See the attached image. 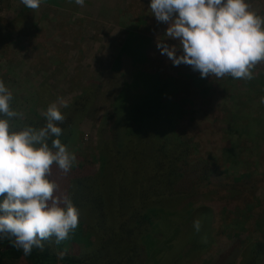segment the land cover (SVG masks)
Wrapping results in <instances>:
<instances>
[{
  "label": "rangeland",
  "instance_id": "1",
  "mask_svg": "<svg viewBox=\"0 0 264 264\" xmlns=\"http://www.w3.org/2000/svg\"><path fill=\"white\" fill-rule=\"evenodd\" d=\"M249 2L254 11L264 16V0ZM73 3L74 8L70 5L59 10L42 2L38 9L32 10L21 0L2 1L0 79L13 94L11 107L23 113L17 119L32 113L43 115L48 105L58 98L68 103L83 88L94 85V104L79 127L75 147L68 148L76 155L75 164L84 160L97 169L98 126L123 86L130 84L139 72L177 79L182 84L181 93L172 97L184 109L182 125L187 126L185 130L191 140V160L202 159L210 165V181L198 189L210 193V199L193 205L190 222L177 219L171 224L170 215L160 214L152 235L138 246L141 263L151 262L163 245L166 252L171 250L167 253L169 256L183 248L180 258H184L189 246L183 247L174 232L179 230L181 234L182 226L189 227L200 206L207 204L212 206L210 226L214 228V242L188 264H198L225 246L235 232H242L244 244L262 241L264 80L255 85L256 89H251L244 79L230 76L217 79L211 75L202 78L189 65H174L157 47V40L164 37L168 25L152 15L151 0H85L83 6L75 0ZM130 33L150 38V49L141 62H134L132 57L121 53V46ZM164 42L169 46L179 44L176 39ZM124 47L131 49L130 44ZM181 54L182 49H178L177 55ZM253 71L264 72V62L257 64ZM190 76L201 80V83L197 81L199 87L193 85ZM258 119L262 121L260 125ZM247 174V180H239ZM4 264L26 262L5 261Z\"/></svg>",
  "mask_w": 264,
  "mask_h": 264
},
{
  "label": "trees",
  "instance_id": "2",
  "mask_svg": "<svg viewBox=\"0 0 264 264\" xmlns=\"http://www.w3.org/2000/svg\"><path fill=\"white\" fill-rule=\"evenodd\" d=\"M42 2L59 10L70 5L74 8L73 0ZM150 42V38L130 33L123 45L130 44L131 49L125 50L127 47L122 45L121 53L141 62ZM254 76L245 80L251 89L263 82L264 72ZM190 79L194 86L197 81L201 83L199 78ZM94 87L83 88L67 107H61L65 121L58 124L63 130L59 139L67 147H75L78 141L79 127L96 99ZM181 89L177 79L156 78L143 72L125 84L98 126V168L83 160L62 176L53 167V178L80 211L79 225L71 238L59 245L45 243L43 250L34 248L27 256L13 246L11 239H0V264L18 260L26 264H142L138 246L152 235L160 214L170 215L171 224L177 219L190 222L193 205L210 199V193L198 189L210 181L212 171L205 160H191V140L187 126L182 125L184 109L172 97ZM257 122L262 123L260 119ZM14 123L16 130L25 124L39 128L46 124V117L32 113ZM248 177L243 175L239 180L244 182ZM207 205L200 206L195 214L201 221L199 232L193 227L194 221L189 227L182 226L181 234L179 230L174 232L183 247L189 246L184 258H180L183 248L169 256L171 250L166 252L163 245L147 264H188L205 253L214 242L212 206ZM64 250L67 254L57 259V252ZM198 264H264V237L244 244L242 232H235L225 246Z\"/></svg>",
  "mask_w": 264,
  "mask_h": 264
},
{
  "label": "clouds",
  "instance_id": "3",
  "mask_svg": "<svg viewBox=\"0 0 264 264\" xmlns=\"http://www.w3.org/2000/svg\"><path fill=\"white\" fill-rule=\"evenodd\" d=\"M21 3L36 10L42 0ZM75 3L83 6L85 0ZM149 7L158 22L168 25L157 47L174 65H189L202 78H255L253 70L264 62V16L249 0H151ZM165 39L179 44L169 46ZM12 100L0 79V239H11L27 256L45 243L69 240L79 225V209L53 178L54 166L67 176L76 155L59 139L66 101L58 98L48 105L44 126L25 124L16 130L14 121L23 113L11 107ZM193 227L199 232L201 221L194 220ZM66 254L58 252L57 259Z\"/></svg>",
  "mask_w": 264,
  "mask_h": 264
}]
</instances>
